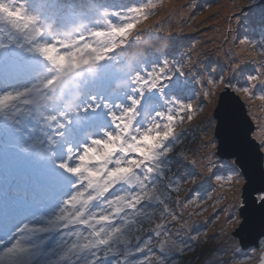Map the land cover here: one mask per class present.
<instances>
[{"label":"snow or ice","instance_id":"snow-or-ice-1","mask_svg":"<svg viewBox=\"0 0 264 264\" xmlns=\"http://www.w3.org/2000/svg\"><path fill=\"white\" fill-rule=\"evenodd\" d=\"M154 9V0L105 9L101 27L78 31L72 40L42 39L40 18L27 11L23 0H0V22L22 36L28 52L47 62L28 86L0 92L5 105L32 121L23 130L6 129L0 143V264H167L170 255L189 250L180 237L187 225L172 230L184 218L176 209L193 206L206 186H215L213 178L220 187L241 180L247 187L245 178L256 169L261 184L251 199L264 236V123H255L251 111L255 100L264 109V11L259 38H239L241 53L259 49V67L249 70L246 65L255 60L234 56L238 62L231 75L217 77L195 71L190 61L178 62L160 50L138 51L130 43L140 39L137 32ZM93 39L108 43L75 65L57 63L56 57L89 48ZM5 46L0 43V49ZM118 49L124 51L113 55ZM121 58H126L124 66ZM72 73L80 77L74 106L68 107L73 96L67 92L37 117L32 93L55 90ZM92 85H100L99 90L91 91ZM217 93L221 101L230 97L247 103L217 117L215 134L209 135L224 104L210 115L200 114ZM101 113L107 123L92 127ZM197 117L202 135L194 147L186 133ZM225 127L228 134L220 136ZM34 142L46 149L47 159L32 154ZM228 239L233 256L247 258L238 264H248L253 256L264 264V239L252 252L243 251L246 239L239 229Z\"/></svg>","mask_w":264,"mask_h":264},{"label":"rangeland","instance_id":"rangeland-1","mask_svg":"<svg viewBox=\"0 0 264 264\" xmlns=\"http://www.w3.org/2000/svg\"><path fill=\"white\" fill-rule=\"evenodd\" d=\"M28 1L31 0H23L27 11L40 18V26L44 29L42 39L59 36L65 40H72L78 31L86 32L91 28L103 26V10L127 9L140 2V0H91L90 3V0H47L45 8L46 2L43 0L27 3ZM255 2L257 0H154L155 9L150 18L141 25L140 31L137 32L140 39L130 43L137 46L138 51L156 52V50H160L168 58L178 62L188 63L190 61L196 65L194 70L205 76L209 74L217 77L231 75L230 68L238 62L233 59L234 56H239L241 60L245 57L255 60V64L249 63L246 67L249 70L253 67L258 68L260 57L257 53L259 49L241 53L239 48V38H243L245 35L259 38L257 24L260 22L261 12L264 11V2L257 4ZM111 5L113 7H110ZM242 5L243 7H241ZM67 6H71V9L66 11L67 13L58 12L57 8ZM78 10L80 12H77ZM111 18L116 19L114 16ZM67 19L69 24L67 21L65 22ZM11 37H15V39L12 40ZM0 43L6 45L0 49V81L5 80L12 83L11 86L6 84L2 92L26 87V84L29 85L28 82L33 80L37 69L45 71L47 62L38 53L28 52L29 45L24 43L22 36L14 33L3 22H0ZM107 43L108 41L105 39H93L91 47L73 48L71 56L61 54L56 57L57 63L75 65L81 59L92 55L96 49L106 47ZM22 44L23 47H21ZM125 59L121 58V66H124ZM89 71L88 67L82 69L85 78ZM13 72L15 73L13 74ZM19 74L21 77L16 79ZM23 77L26 78L23 82L16 83L23 80ZM62 78L63 81L58 84L55 90H49L44 97L54 95L56 90H61L58 96L61 97L71 91L73 99H75L76 85L80 77L72 73ZM99 88L100 85H92L90 90L98 91ZM35 97L32 95L30 99L33 100ZM218 97L219 93H217L216 100L210 99L212 104L208 111L206 106L209 101H205L206 105H202L205 110L200 114L201 116L212 113L217 105ZM83 99H86V96L82 97V102ZM120 99L123 100L124 96H121ZM240 100L246 105L247 102L243 98ZM57 101V98H52L48 103L53 107ZM72 106H74V102L71 101L68 107ZM245 109L248 111L247 107ZM251 111L257 115L255 123H264V109L261 108L259 100L252 102ZM20 116H24V114L21 113ZM199 119L200 117H197V120L192 122L191 128L186 133L188 141L194 147L199 145L202 135L200 127L197 125ZM215 122L213 119V131L209 135L214 134ZM78 135L79 133H77ZM215 183L213 178L211 184ZM242 185L243 180L234 187L227 184L223 187L216 184L214 187L206 186L205 191L199 193L201 199L193 206L187 210L176 209L178 213L184 214V218L174 224L172 230L175 232L181 224L187 225L180 232V237L189 250L170 255L167 264H212L215 258L219 259L218 264H238V261L247 259L246 257L235 258L230 251L231 244L227 247L224 246L228 244L226 242L229 236L242 222L239 215V205L243 194ZM184 195L185 192L182 191L181 199ZM196 195L197 193H194L192 199H195ZM227 204L230 205L227 206ZM194 210L198 214L190 216L189 214ZM230 213L233 214L229 220ZM222 246L224 248L218 251ZM255 248L258 247L251 246L243 251L252 252ZM259 260L253 256L248 264H258ZM152 264H155V260Z\"/></svg>","mask_w":264,"mask_h":264},{"label":"water","instance_id":"water-1","mask_svg":"<svg viewBox=\"0 0 264 264\" xmlns=\"http://www.w3.org/2000/svg\"><path fill=\"white\" fill-rule=\"evenodd\" d=\"M259 2H264V0H257L255 4ZM62 80L63 78H61V81ZM219 103H223L224 108L221 109V112L216 113L214 115V119L216 121L215 126H214V134L216 130V125L218 123L217 117H220V118L226 117V115L231 112L233 106H239L243 104L244 102L241 103L240 99L235 100L230 97H224L223 101H221V97L219 95L217 105ZM227 134H228V129L226 127L220 129V136H226ZM245 179H249L250 183L248 184L247 187H243V192H242L243 194L241 196V202L239 205V215L242 218V222L240 223L239 227L235 228V230L233 231V232H236L239 229L241 235L245 237L246 241H245V246L243 247V249H246L251 246L258 247L259 239L263 237L259 235L261 231V218L258 213L253 212V205H252V199H251L252 195L254 194L253 188H258L260 187V184H261V177H260L259 170L258 169L253 170L250 173V177H246ZM241 224L243 225V227H241ZM236 238L239 239V237H236ZM258 264H262L261 260H259Z\"/></svg>","mask_w":264,"mask_h":264},{"label":"trees","instance_id":"trees-1","mask_svg":"<svg viewBox=\"0 0 264 264\" xmlns=\"http://www.w3.org/2000/svg\"><path fill=\"white\" fill-rule=\"evenodd\" d=\"M140 47H143V46H140ZM122 49H118L117 50V53H119L120 51H121ZM67 81V80H66ZM28 84H26V86H27ZM0 105H5V100H4V98H0ZM12 107L13 106H11V105H5L3 108H0V118H2V117H4L6 114H8V113H10L11 112V110H12ZM104 118V117H103ZM101 119V117H100V119H98L97 118V116H96V118H95V120L92 122V127H96V128H99V126L101 125V124H105V122H103V120L104 119ZM97 125V126H96ZM198 127H202V126H198ZM94 154V153H93ZM216 184V183H215ZM214 184V185H215ZM230 204H227V206H229ZM221 207V206H220ZM220 207H219V209H220ZM218 209V210H219ZM211 223H213V222H211ZM226 243H228L229 244V239H228V241L226 242ZM227 244V245H228Z\"/></svg>","mask_w":264,"mask_h":264},{"label":"bare ground","instance_id":"bare-ground-1","mask_svg":"<svg viewBox=\"0 0 264 264\" xmlns=\"http://www.w3.org/2000/svg\"><path fill=\"white\" fill-rule=\"evenodd\" d=\"M43 2H46V4L44 5L45 8H46L47 0H43ZM14 73H15V72H13V74H14ZM211 104H212V101H210V102L207 104V106H206V108H208L207 111L210 109ZM204 105H206V102L204 103ZM261 239H264V236L261 237V238L259 239V241H260ZM223 245H224V244H223ZM228 245H230V243H229ZM228 245H224V246L227 247ZM224 246H222L218 251H220L221 249H223ZM221 253H222V252H221ZM218 263H219V259H218V258H215V260L212 262V264H218Z\"/></svg>","mask_w":264,"mask_h":264},{"label":"clouds","instance_id":"clouds-1","mask_svg":"<svg viewBox=\"0 0 264 264\" xmlns=\"http://www.w3.org/2000/svg\"><path fill=\"white\" fill-rule=\"evenodd\" d=\"M252 247H254V246H252Z\"/></svg>","mask_w":264,"mask_h":264}]
</instances>
